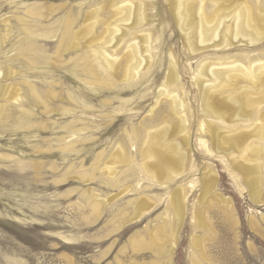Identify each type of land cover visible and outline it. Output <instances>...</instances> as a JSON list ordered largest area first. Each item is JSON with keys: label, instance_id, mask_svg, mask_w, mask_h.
<instances>
[{"label": "rangeland", "instance_id": "rangeland-1", "mask_svg": "<svg viewBox=\"0 0 264 264\" xmlns=\"http://www.w3.org/2000/svg\"><path fill=\"white\" fill-rule=\"evenodd\" d=\"M144 1L140 34L150 35L153 64L150 75L128 85L97 57L90 59L91 74L85 66L102 43L111 0H0V89L20 102L8 101L0 113V264H264V180L256 203L247 181L258 174L238 173L236 154L208 152L193 79L202 61L216 56L236 55L244 64L246 55L264 64V39L191 56L173 21L174 0ZM93 23L73 47V36ZM128 35L126 43L134 37ZM170 54L190 152L184 172L160 185L142 164L147 133L159 131L166 117L176 124L165 98L155 104ZM261 86L249 91L251 98L264 96ZM259 110L264 114V103ZM251 119L238 123V132L259 124ZM215 127L220 138L233 130L226 123ZM263 143L245 140L246 154ZM208 172L215 183L204 187ZM261 172L264 178V159ZM176 192L179 217L170 204Z\"/></svg>", "mask_w": 264, "mask_h": 264}, {"label": "bare ground", "instance_id": "bare-ground-1", "mask_svg": "<svg viewBox=\"0 0 264 264\" xmlns=\"http://www.w3.org/2000/svg\"><path fill=\"white\" fill-rule=\"evenodd\" d=\"M260 2L262 1L174 0L170 10L176 28L183 35L184 45L188 50V54L193 56L209 49L224 50L227 47L235 46V44L242 43L244 46H249L261 42L264 39V8H260ZM108 7L111 10V18L104 23L103 37L99 36L102 43L95 51L92 49L93 52H90L88 57L87 55L85 56L87 57L85 66L87 72L91 74L90 59L97 57L100 66L105 71L115 75V77L119 73L122 78L121 81L129 85L130 83L138 82L143 76L150 75L153 64L149 46L150 35H146L147 32L145 35L140 34L142 32L140 29L144 26L143 24L147 18L146 3L144 0H111ZM94 24L96 23L88 24L84 30L82 29L83 31L73 34L75 36H73L74 39L72 41L73 47H79L80 38L90 34ZM64 34L68 35V33ZM128 34L134 37H130L131 41L126 43L127 40H123V38ZM135 35H138V37L136 38ZM136 39H139V41H136ZM123 41L125 50L120 58L123 64L119 65L120 59L117 58V54L120 52L118 51L120 49L119 46H121L120 44ZM211 52L213 51L211 50ZM230 56L226 55L228 57H225L226 59L224 56L223 58L216 56L215 59L211 56L213 58V60L211 59L212 61L203 60V63H199L200 65L197 67V76H193L197 86L202 115L206 119H203L200 127L202 131L205 130L209 135L208 152L236 154L239 159L232 163V167L238 173L244 177L252 172L258 174L256 175L257 178H255L256 176H253L254 178L250 176L252 179L247 181V186L249 185L251 196L255 202L262 203L257 192L261 182H263L262 179L264 180V178L260 177L262 173L261 161L264 159V147L255 148L246 154L244 143L245 140L250 138L264 142V114L261 113L263 111L259 110L260 104L264 103V96L255 100L250 97L251 92H249L253 88H260V85L264 86V64L261 62V64L258 63L259 65L255 64L252 62L254 60L251 61L249 56L246 57L245 55L247 65L245 62L244 65L241 63L244 59L239 62L241 60L238 59L239 57L235 58L236 55H234V58L233 55ZM173 57L171 54L169 55L168 65L165 69L167 74L164 76L163 84L160 85L155 104L157 105L159 99L165 98L168 101L170 113L176 119V124L168 125L165 120L166 117L161 121L162 125H158L159 131L154 134L147 133L145 136L147 141L145 150L148 158L142 164L145 173L156 178L160 185L165 183V181L172 180V177L180 176L184 172V160L190 152L188 148L190 135L185 129L187 118L182 111L183 100H180L174 92H182L183 90L181 88L182 85H180L177 64ZM242 57L244 58V56ZM199 61L201 62V60ZM9 74L10 72L7 71L5 76L7 77ZM254 91H257V89ZM7 92L5 88L0 89V99L5 100V104L0 106V113L3 112L8 101L13 104L19 102L14 96H8ZM162 101L160 100V102ZM251 114L254 115L259 124L254 125L245 132H238L237 124L250 123L252 121ZM156 117L159 116L156 115ZM219 122L232 125L233 130L226 133L225 136L221 135L222 137L220 138L219 129L215 127V124H219ZM153 127H155V124H153ZM175 136H180L181 144L174 143V139H177ZM201 143L204 146L206 145L204 141H201ZM219 143L227 147L224 150H219ZM182 147L184 151H182ZM171 167L176 169V171H168L166 173L165 170L171 169ZM205 175L202 179V185L210 187L215 181V177L213 178L214 175L211 172ZM179 193H174L170 201L172 208L176 212L175 215L178 217L181 215V209L183 211L181 207L182 197L181 193ZM138 214L139 212L137 211L136 215Z\"/></svg>", "mask_w": 264, "mask_h": 264}]
</instances>
